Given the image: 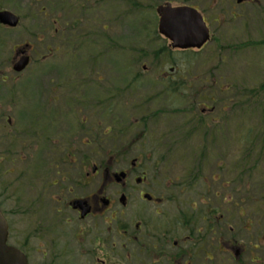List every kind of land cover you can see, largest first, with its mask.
Wrapping results in <instances>:
<instances>
[{
	"label": "flooded vegetation",
	"instance_id": "af4514ba",
	"mask_svg": "<svg viewBox=\"0 0 264 264\" xmlns=\"http://www.w3.org/2000/svg\"><path fill=\"white\" fill-rule=\"evenodd\" d=\"M112 1L124 3L118 20L132 18L139 51H165L164 58L59 75L29 70L47 62L32 61L43 56L37 45L49 52L68 42L66 54H74L104 34L108 45L106 25L97 33L80 25ZM205 1L0 0V12L18 18L16 26L0 23V211L3 244L19 264H264V188L253 195L251 177L260 157L248 143L260 127L246 128L236 106L240 133H228L236 104L229 88L211 86L206 59L182 58L181 69L166 58L176 49L159 32L156 10L170 4L200 13L209 32L200 52L239 33L223 18L220 6L230 0L200 9ZM73 7L70 25L46 23L49 8L63 19ZM25 55L28 65L14 71ZM231 137L240 149L225 151L240 156L222 166L230 155H215V164L210 155Z\"/></svg>",
	"mask_w": 264,
	"mask_h": 264
},
{
	"label": "rangeland",
	"instance_id": "374dc122",
	"mask_svg": "<svg viewBox=\"0 0 264 264\" xmlns=\"http://www.w3.org/2000/svg\"><path fill=\"white\" fill-rule=\"evenodd\" d=\"M212 0H206L204 4L197 3L200 9H207L209 7V3ZM218 2H223V0H218ZM214 3V2H213ZM121 4V5H120ZM149 7L152 4H148ZM225 5H228L232 8L233 14L238 18H231L228 9L225 8ZM224 9L225 14L223 13V18L226 25L233 26L238 28L236 31L230 35V38L225 41V43L221 45H209L206 46L202 52L199 53H188V52H177L171 51L166 58H174L177 60V66L182 69L181 66L182 58L186 57H194L199 56L202 61L206 59V65L204 70L209 71L210 75V83L211 86H226L228 87L227 97L229 101H233L235 103H240V96H238L239 92L241 91H249L255 89L258 93L256 96L257 101H252L256 105L258 102L262 103L264 108V92L259 94L261 84L264 82V44L256 45V43L264 42V0H253L251 4L242 7H236L234 4V0H230L229 3L220 6ZM123 8L126 9L124 3L122 4L119 1H112L111 4L109 3H102V7L100 10L93 11L92 17L95 19L92 23H87L88 25H80L82 28H88L89 30H93V32H102V28L105 25L108 27V32L110 33V43L106 45V36L104 34V39L98 40H91L95 45L89 48L88 46L81 47L80 50L74 54L69 52L70 47L67 48L66 45L68 42H57L52 43L49 46L51 47V51H47L43 48V45L35 46V50L43 56L36 55L32 58V61L35 63L37 59L47 56V62L44 65L35 64L29 68V70H36V69H48L52 70L51 75H59L62 74L63 71L68 70L74 66H90L94 65V57H96L97 64L104 65V69L108 67L112 69L119 68L118 64H123L126 62L137 61V60H153V59H161L164 58L159 56L157 51H148V52H140V48L138 47L141 44L142 39L135 35V26L132 23V18L118 20L121 17L120 13L123 12ZM72 12L68 13L63 19L59 15H57L53 9L49 8V12L46 13V23L51 26L54 20H57L59 26L70 25L75 19L73 13L75 9L73 7ZM77 14V12H75ZM91 17V15H90ZM90 17L84 22L90 20ZM52 27V26H51ZM94 38H96L94 36ZM88 39V38H87ZM88 41V40H86ZM248 44H251L247 47ZM122 48V49H119ZM9 50V49H8ZM142 54V56H140ZM7 54L1 55V57L6 58ZM38 61V60H37ZM147 64V63H146ZM148 65V64H147ZM99 70H104L103 68L99 67ZM54 78V76H51ZM237 104H230V118L237 117L240 115L236 108ZM241 106V104L239 105ZM259 106L257 107V109ZM254 114V116H244L245 117V127L246 128H254L255 126L260 127V133L258 137L254 138L253 140H249L248 143L254 142L258 143L260 138L264 135V125L262 124L261 117ZM231 118V126L228 125L227 127L230 128V132L228 133H240V131L234 130L233 122ZM226 133V131L224 132ZM264 139V138H263ZM240 141L235 137H231V140L228 142H220L218 143L216 149H214L215 153L210 155L211 160H214L216 164L220 161L219 157L215 156H225L230 153H226V146H229V150L231 149L232 152H236L239 150L240 147L238 146ZM261 144L260 149L262 150L263 160H259L258 167L255 171L251 173L252 177V188H253V195L261 194V186L264 188V143ZM252 145V144H251ZM255 145V144H254ZM257 145V146H258ZM254 158L257 156L256 150L251 152ZM239 154H232L230 158L227 157L226 160L223 161L222 166H224L227 162L231 163L232 158ZM240 156V155H239ZM238 156V157H239ZM226 162V163H225ZM253 165V164H252ZM222 180L226 181L228 178L226 175H222Z\"/></svg>",
	"mask_w": 264,
	"mask_h": 264
},
{
	"label": "water",
	"instance_id": "95a60500",
	"mask_svg": "<svg viewBox=\"0 0 264 264\" xmlns=\"http://www.w3.org/2000/svg\"><path fill=\"white\" fill-rule=\"evenodd\" d=\"M180 10L184 12L178 14ZM156 11L160 16L159 31L172 42L173 48L200 49L208 40L207 28L196 10L175 9L171 8L170 4H166L159 6ZM0 23L10 27L16 26L18 18L12 13L0 12ZM16 63L13 68L19 72L29 63L28 57L21 58ZM6 237L7 226L0 212V264H19L18 253L16 254L12 248L5 247L3 244Z\"/></svg>",
	"mask_w": 264,
	"mask_h": 264
},
{
	"label": "trees",
	"instance_id": "16d2710c",
	"mask_svg": "<svg viewBox=\"0 0 264 264\" xmlns=\"http://www.w3.org/2000/svg\"><path fill=\"white\" fill-rule=\"evenodd\" d=\"M84 43L85 42L81 43L82 47H84ZM261 44H264V42L256 43V45H261ZM250 45L251 44H248L247 47H249ZM164 55H165V51H160L159 56L165 57ZM94 59L95 60H93L94 61L93 63H96V60H97L96 57H94ZM263 92H264V82L261 84V88H260L259 94H261ZM238 94H239L238 96H240L239 97L240 100L242 98H243V100H241L240 103H236L237 107L241 104L240 107L242 109H244L245 116H248V117H250L252 115L254 116V114L257 115V113H259V110H260L259 116L261 117L260 119L262 120V124L264 125V108H263V105H261L262 103L258 102L257 105L255 103H252V101H254V102L257 101L256 100V98H257L256 96L258 95V93L255 91V89H252V90H249V91H241V93L239 92ZM258 106H259V108L257 109ZM263 138H264V135H263L262 138H260V141L257 144L254 143L255 145L254 144H252V145L250 144L249 145L250 152H252V150L254 148H260L261 147V144L260 145H258V144L259 143H264V139ZM262 146H264V144ZM256 153L258 154L259 157L262 156V150H260V151H258ZM249 154H251V153H249ZM251 157H253V156H251ZM260 160H263V157L260 158ZM252 164H254V166H255L256 164H258V161L255 160V162L253 161Z\"/></svg>",
	"mask_w": 264,
	"mask_h": 264
}]
</instances>
